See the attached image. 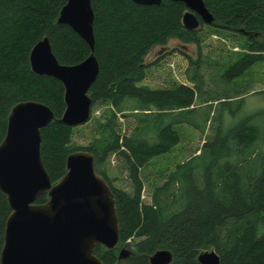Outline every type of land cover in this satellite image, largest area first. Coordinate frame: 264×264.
Listing matches in <instances>:
<instances>
[{"label": "trees", "instance_id": "16d2710c", "mask_svg": "<svg viewBox=\"0 0 264 264\" xmlns=\"http://www.w3.org/2000/svg\"><path fill=\"white\" fill-rule=\"evenodd\" d=\"M66 2L0 0V143L12 107L35 100L55 114L56 120L41 129V156L53 183L66 173L71 152L94 154L97 172L114 193L120 225L117 247L94 248L104 264H150L149 255L160 249L171 251V264H199V252L211 248L219 254L220 264H264V110L233 123L234 94L226 91L228 83L264 61V0H204L215 17L209 25L238 34L247 45L220 75L221 82L212 75L218 98L204 87L200 57H190L187 75L192 86L153 88L143 82L148 69L145 57L154 47L173 39L199 45L203 24L193 30L183 25L187 10L183 2L143 5L133 0H91L99 73L89 96L92 111H102L97 115V138L88 146L72 140L76 126L58 120L65 110L63 84L34 73L29 60L33 46L44 37L62 64L73 65L89 55L87 43L70 26L58 23ZM122 117L134 122L125 134L119 130ZM178 123L203 133L210 125L199 153L154 188L150 203L142 202L140 169L179 143ZM112 154L128 171L133 193L110 178L107 163ZM47 200L44 193L37 203ZM10 213L0 190V257ZM124 246L130 255L120 259Z\"/></svg>", "mask_w": 264, "mask_h": 264}, {"label": "water", "instance_id": "95a60500", "mask_svg": "<svg viewBox=\"0 0 264 264\" xmlns=\"http://www.w3.org/2000/svg\"><path fill=\"white\" fill-rule=\"evenodd\" d=\"M158 5L162 0H133ZM185 4L183 25L197 29L213 24L215 17L204 0H175ZM94 10L91 0H67L58 23L70 26L88 45L89 55L79 63H60L49 38L38 41L30 53L34 73L58 79L65 88V110L58 119L69 126L82 125L92 114L89 90L99 73L95 55ZM56 120L51 108L39 101L15 104L0 143V190L11 208L0 264H104L94 253L96 245L113 249L120 242V225L114 193L97 172L95 156L87 150L71 152L67 171L53 183L41 156V129ZM47 193L45 203L37 198ZM130 250L123 247L119 258ZM199 264H220L215 249H205ZM173 254L160 249L149 255L150 264H171Z\"/></svg>", "mask_w": 264, "mask_h": 264}, {"label": "rangeland", "instance_id": "374dc122", "mask_svg": "<svg viewBox=\"0 0 264 264\" xmlns=\"http://www.w3.org/2000/svg\"><path fill=\"white\" fill-rule=\"evenodd\" d=\"M198 38L199 45L183 44L173 39L167 45L151 49L145 57L148 69L143 82L153 88L170 87L180 83L192 86L187 75L192 68L190 59L200 57L202 59L200 72L203 75L204 87L214 95V98H218V91L213 90L214 86L211 83L212 75L221 82L220 75L241 57L247 45L244 42L245 39L238 34L211 27L209 24H203ZM226 91L234 94L231 105V110L235 111L233 123L245 115L264 110V93L259 92L264 91V61L255 63L242 76L228 83ZM216 104L217 102L215 106ZM101 111V108H97L92 112L88 122L74 128L72 140L76 144L88 146L95 143L97 115ZM216 112L217 110L212 113L211 117ZM226 114H230L229 111ZM119 122V130L122 134L128 133L134 126L131 118L122 117ZM208 126L206 132L203 133L188 123L175 125L180 134L179 143L168 152L154 157L140 169L143 180L142 202L150 203L154 188L161 185L167 179L168 174L177 169L178 165L199 153V148L208 134ZM107 171L116 186L133 193L128 171L114 154L109 157Z\"/></svg>", "mask_w": 264, "mask_h": 264}]
</instances>
